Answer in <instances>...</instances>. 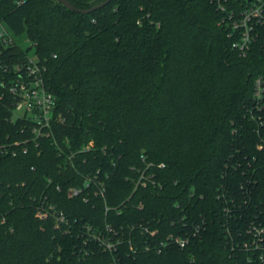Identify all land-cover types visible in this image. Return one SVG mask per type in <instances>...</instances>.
Returning <instances> with one entry per match:
<instances>
[{
	"label": "trees",
	"instance_id": "1",
	"mask_svg": "<svg viewBox=\"0 0 264 264\" xmlns=\"http://www.w3.org/2000/svg\"><path fill=\"white\" fill-rule=\"evenodd\" d=\"M222 17L213 0H0V140L31 51L57 99V143L0 156V264H261L244 244L264 230V49L241 54Z\"/></svg>",
	"mask_w": 264,
	"mask_h": 264
},
{
	"label": "built area",
	"instance_id": "2",
	"mask_svg": "<svg viewBox=\"0 0 264 264\" xmlns=\"http://www.w3.org/2000/svg\"><path fill=\"white\" fill-rule=\"evenodd\" d=\"M213 1L223 14L220 24L228 31L234 47L241 54L245 55L255 44H262L264 49V0ZM0 40L5 45L14 42L12 33L1 19ZM12 68L13 75L9 80V91L14 96L11 121L20 120L22 123L17 130L18 137L13 138L8 134L0 140V156L27 153L31 147L39 148L43 139H52L57 143L54 129L57 99L46 86L37 56L31 54L26 62L18 63ZM253 96L258 102L264 101V74L256 77ZM91 181L92 179L88 178L85 185L89 186ZM79 192L81 188L78 187L69 189L70 196ZM98 192L105 196L104 184ZM45 205L38 206L36 213L39 217L54 216L57 222L66 220L65 215L58 212L53 205ZM252 231L253 238L244 245L246 248H252L257 253V259L264 264V230L256 228ZM102 245L104 249L112 250L116 243L109 239L103 240Z\"/></svg>",
	"mask_w": 264,
	"mask_h": 264
},
{
	"label": "water",
	"instance_id": "3",
	"mask_svg": "<svg viewBox=\"0 0 264 264\" xmlns=\"http://www.w3.org/2000/svg\"><path fill=\"white\" fill-rule=\"evenodd\" d=\"M62 2L64 5H66L69 9L80 12L82 14H88L96 9L102 8L106 6L111 0H103L102 2L90 7V8H79L76 5H74L71 1L69 0H58Z\"/></svg>",
	"mask_w": 264,
	"mask_h": 264
},
{
	"label": "rangeland",
	"instance_id": "4",
	"mask_svg": "<svg viewBox=\"0 0 264 264\" xmlns=\"http://www.w3.org/2000/svg\"><path fill=\"white\" fill-rule=\"evenodd\" d=\"M19 42L21 43L22 47L26 48L29 45V41L27 39L26 34H21L17 36ZM31 54H33V51H31Z\"/></svg>",
	"mask_w": 264,
	"mask_h": 264
}]
</instances>
